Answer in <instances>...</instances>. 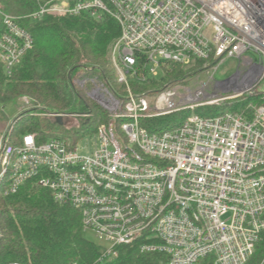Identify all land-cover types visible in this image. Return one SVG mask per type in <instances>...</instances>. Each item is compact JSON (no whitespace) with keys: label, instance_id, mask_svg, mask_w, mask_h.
Instances as JSON below:
<instances>
[{"label":"built area","instance_id":"2783aa9c","mask_svg":"<svg viewBox=\"0 0 264 264\" xmlns=\"http://www.w3.org/2000/svg\"><path fill=\"white\" fill-rule=\"evenodd\" d=\"M46 15L109 16L118 24L109 62L123 94L83 81L106 118L78 142L38 143L32 133L12 143L8 129L1 133L3 195L27 182L48 189L105 245L99 261L116 257V247L139 244L140 253L162 254L167 264H246L264 235V0H44L26 16L0 11L7 77L33 46L20 21ZM227 58L243 60L246 72L218 82L232 92L224 98L132 90L173 65ZM255 94L260 104L238 112L186 116L166 129L147 123ZM88 116L50 115L74 128Z\"/></svg>","mask_w":264,"mask_h":264},{"label":"trees","instance_id":"16d2710c","mask_svg":"<svg viewBox=\"0 0 264 264\" xmlns=\"http://www.w3.org/2000/svg\"><path fill=\"white\" fill-rule=\"evenodd\" d=\"M43 1L0 0V11L22 17L36 12ZM20 25L31 35L33 46L10 77L0 64V112L19 98H27L33 109L12 121L8 129L10 142L18 143L22 136L32 133L38 143L60 138L49 132L52 127H63L47 118L53 114H89L78 121L76 130L68 129L71 133L65 139L78 142L93 136L105 122L106 113L88 99L91 85L83 81L95 79L123 94L109 62L111 47L120 33L118 24L109 16L96 20L88 15H46L39 20H22ZM2 31L0 23V34ZM203 63L214 62L197 61L195 69ZM184 72L173 65L163 77L135 84L132 90L160 91L165 83L186 77ZM249 103L260 104L259 95L244 96L225 106L238 112ZM218 111L219 108H206L198 112L214 116ZM172 116L147 123L158 128ZM82 232L78 212L54 203L48 189L35 187L31 182L6 196L0 189V264H167L162 254L140 253L139 244L116 247V257L99 261L103 248L84 239ZM263 257L264 235L246 264H259ZM200 264L211 262L206 259Z\"/></svg>","mask_w":264,"mask_h":264},{"label":"rangeland","instance_id":"374dc122","mask_svg":"<svg viewBox=\"0 0 264 264\" xmlns=\"http://www.w3.org/2000/svg\"><path fill=\"white\" fill-rule=\"evenodd\" d=\"M195 68V65L190 68L181 67V69L185 71L184 73L186 74V77L181 80L172 82L171 84L165 83L163 86L166 88H177L178 92L183 95H185L186 93L199 95L201 101L220 99L231 95L232 92L231 90L227 91L223 89V87L221 86L222 84L218 82L225 81L236 75L237 73L243 74L244 72H246V65L244 64V61H239L237 58H227L221 62L216 63H203L197 69ZM258 89L260 92L264 93V79ZM225 105H227L226 102H224V104L220 103V105L218 106L215 105L207 108H219V114L221 112H231L230 106ZM32 109L33 108L30 101L29 104L25 103L23 98H19L11 103H8L0 112V134L9 129L12 121L18 115L25 112H31ZM200 109L202 108H196L194 109V111L186 110L173 114L172 119H170L169 122H167V120L166 122H162L158 126V129L175 126L179 124L186 116L200 114V112H198ZM36 115L39 116V114H35L33 116ZM47 118L49 120H53L50 116H48ZM64 126H66L67 128L71 127L70 129L76 130L72 121H66V123H64ZM64 126L52 127L49 129V132L57 137L65 139L71 132ZM94 141H96L95 138L91 139V143H93ZM82 235L83 238L89 242L97 244L102 248L103 246H105L104 244L100 243L96 236L90 231H83ZM263 260L264 257L259 264H264Z\"/></svg>","mask_w":264,"mask_h":264},{"label":"water","instance_id":"95a60500","mask_svg":"<svg viewBox=\"0 0 264 264\" xmlns=\"http://www.w3.org/2000/svg\"><path fill=\"white\" fill-rule=\"evenodd\" d=\"M55 121H56L59 125H62V124H63L61 117H57V118H55Z\"/></svg>","mask_w":264,"mask_h":264}]
</instances>
